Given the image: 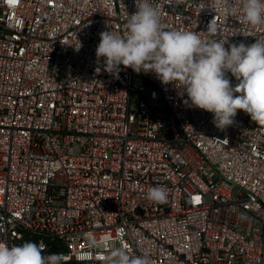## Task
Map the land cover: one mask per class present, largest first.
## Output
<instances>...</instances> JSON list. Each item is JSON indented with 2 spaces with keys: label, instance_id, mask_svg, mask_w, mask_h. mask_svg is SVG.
Wrapping results in <instances>:
<instances>
[{
  "label": "built area",
  "instance_id": "2783aa9c",
  "mask_svg": "<svg viewBox=\"0 0 264 264\" xmlns=\"http://www.w3.org/2000/svg\"><path fill=\"white\" fill-rule=\"evenodd\" d=\"M137 2L0 0V244L43 242L67 264L120 246L151 264H264V125L238 110L221 131L182 87L97 60L99 34H121ZM155 3L169 30L264 41L216 0ZM157 186L166 203L146 199Z\"/></svg>",
  "mask_w": 264,
  "mask_h": 264
},
{
  "label": "clouds",
  "instance_id": "9594fccd",
  "mask_svg": "<svg viewBox=\"0 0 264 264\" xmlns=\"http://www.w3.org/2000/svg\"><path fill=\"white\" fill-rule=\"evenodd\" d=\"M216 7L227 15H239L245 23L264 26V0H241L239 7L229 0H216ZM206 33L217 35L214 19ZM96 48L97 60L104 71L118 78L120 66L136 73H152L162 84L182 87L194 108L213 115L221 131L233 125L238 110L253 122L264 125V41L229 44L227 40L202 39L192 31L169 30L162 23L160 6L155 0H138L136 11L125 21L124 31H102ZM100 71L99 68L96 69ZM237 83L232 85L228 74ZM146 199L163 204L168 200L164 187L148 189ZM89 247H97L92 234ZM107 247V245H105ZM0 264H67L63 253H47L43 242L27 241L11 247L0 244ZM79 264V262H77ZM100 264H151L146 256H131L126 246L106 252Z\"/></svg>",
  "mask_w": 264,
  "mask_h": 264
},
{
  "label": "rangeland",
  "instance_id": "374dc122",
  "mask_svg": "<svg viewBox=\"0 0 264 264\" xmlns=\"http://www.w3.org/2000/svg\"><path fill=\"white\" fill-rule=\"evenodd\" d=\"M133 87L135 88V90H139L141 89L142 87H146V91L147 93H150L152 91V85L151 84H148L143 78L141 77H138L134 80L133 82ZM136 106H137V97H136V93L134 92L133 93V99H132V102H131V107L133 110L136 109ZM75 152L78 153L79 152V149L76 148L75 149Z\"/></svg>",
  "mask_w": 264,
  "mask_h": 264
}]
</instances>
